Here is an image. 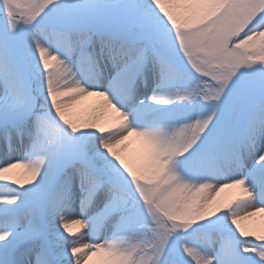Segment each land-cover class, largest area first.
I'll return each mask as SVG.
<instances>
[{
	"label": "snow or ice",
	"instance_id": "obj_1",
	"mask_svg": "<svg viewBox=\"0 0 264 264\" xmlns=\"http://www.w3.org/2000/svg\"><path fill=\"white\" fill-rule=\"evenodd\" d=\"M258 214L264 0H0V264H264Z\"/></svg>",
	"mask_w": 264,
	"mask_h": 264
},
{
	"label": "bare ground",
	"instance_id": "obj_2",
	"mask_svg": "<svg viewBox=\"0 0 264 264\" xmlns=\"http://www.w3.org/2000/svg\"><path fill=\"white\" fill-rule=\"evenodd\" d=\"M97 98L95 97H84L81 99H78L76 102H74L71 106L70 111L72 113H76L75 115L81 119H85L88 117V115L91 113L93 107L95 106ZM113 121L111 119H105L101 121V124L105 127H110L112 125ZM135 137H129V139L127 141L124 142L123 145H121V149L123 150V155L125 156L126 160L132 164L135 165L137 163H134L132 160L131 162L127 159V154L129 152H132L133 150H135L133 148L132 145V141H134ZM10 175L13 176L14 179L20 180L21 182L24 181V179L26 178L23 174V170L22 169H15L13 170L12 173H10ZM232 189H226L224 193L220 194V197H218V199H220L226 192L231 191ZM236 195L238 196L240 194V189L236 188ZM232 192V191H231ZM243 226H245L248 229L254 230L256 232H264V214H258L255 217L250 218L247 221H242L241 222ZM71 227V231L76 232L79 229L78 225H72ZM94 259V258H93Z\"/></svg>",
	"mask_w": 264,
	"mask_h": 264
},
{
	"label": "rangeland",
	"instance_id": "obj_3",
	"mask_svg": "<svg viewBox=\"0 0 264 264\" xmlns=\"http://www.w3.org/2000/svg\"><path fill=\"white\" fill-rule=\"evenodd\" d=\"M51 67V65H50ZM74 115L76 114L75 112L73 113ZM77 115V114H76ZM75 115V116H76ZM78 116V115H77ZM134 141H132V145H133V148L135 150H133L132 152H129L127 154V159L131 162V160L134 162V163H138L139 160H140V157H141V153H142V146H141V143L140 141L138 140V138H134L133 139ZM232 191V192H231ZM231 191H228L226 192L221 198L220 200H227V199H232L234 197H236V188L235 189H232ZM258 234H264V232H257ZM96 258H94L93 260H95Z\"/></svg>",
	"mask_w": 264,
	"mask_h": 264
}]
</instances>
